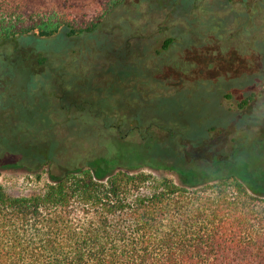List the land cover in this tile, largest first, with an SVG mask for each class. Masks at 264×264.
<instances>
[{"label":"trees","instance_id":"1","mask_svg":"<svg viewBox=\"0 0 264 264\" xmlns=\"http://www.w3.org/2000/svg\"><path fill=\"white\" fill-rule=\"evenodd\" d=\"M84 1L47 0L43 10L34 0H0V41L29 34L51 38L62 31L84 37L127 0H88L91 6ZM189 6L183 2V9ZM173 41L166 40L164 49ZM45 60L23 58L21 71ZM132 68L135 76L147 70L145 78L153 76L147 64L139 73ZM116 78L110 97V90L99 89L104 104L86 99L73 108L72 100L61 109H73L78 118L91 113L109 130H137L138 139L110 132L116 146L84 154L81 165L66 159L61 172L50 170L44 188L27 195H11L0 184V264H264V139L238 136L215 148L204 144L207 136L178 140L174 123L159 124L154 117L146 122L139 115L142 92L131 102L134 112L120 111L123 105L112 98L119 102L129 92ZM255 97L244 98L240 108ZM35 150L34 171L64 153L49 145ZM0 157L12 156L3 151ZM1 162L0 170L18 165ZM146 167L169 170L177 179L155 178Z\"/></svg>","mask_w":264,"mask_h":264},{"label":"rangeland","instance_id":"2","mask_svg":"<svg viewBox=\"0 0 264 264\" xmlns=\"http://www.w3.org/2000/svg\"><path fill=\"white\" fill-rule=\"evenodd\" d=\"M34 1L48 9L47 0ZM184 1L127 0L84 37L62 31L51 38L29 34L0 41V105L11 103L0 110V153L12 156L0 161L18 164L0 170V184L11 195L41 190L51 180L50 170L61 172L68 158L81 165L84 154L116 146L113 135L138 139L137 130H109L91 113L78 118L73 109H61L72 100L77 102L73 108L86 99L104 104L99 89L111 91L116 77L129 92L119 102L120 97L112 98L123 105L120 111L134 112L132 103L141 95L136 92H142L139 115L146 122L154 117L159 124L174 123L178 140L207 136L204 144L215 148L238 136L264 139V0H189L183 9ZM169 38L174 41L164 49ZM39 57L46 60L21 71L23 58L35 62ZM142 64L153 69L150 80L145 77L151 70L140 72ZM131 66L140 73L130 74ZM252 93V104L241 109L240 102ZM211 126L216 127L209 131ZM46 145L64 153L34 171L35 149ZM145 171L177 179L169 170Z\"/></svg>","mask_w":264,"mask_h":264}]
</instances>
